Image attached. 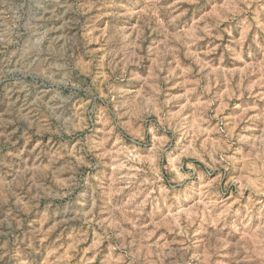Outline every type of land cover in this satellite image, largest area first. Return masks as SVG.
<instances>
[{"label":"rangeland","instance_id":"rangeland-1","mask_svg":"<svg viewBox=\"0 0 264 264\" xmlns=\"http://www.w3.org/2000/svg\"><path fill=\"white\" fill-rule=\"evenodd\" d=\"M0 264H264V0H0Z\"/></svg>","mask_w":264,"mask_h":264}]
</instances>
